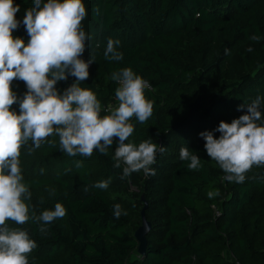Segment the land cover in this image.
I'll return each mask as SVG.
<instances>
[{
    "label": "trees",
    "instance_id": "obj_1",
    "mask_svg": "<svg viewBox=\"0 0 264 264\" xmlns=\"http://www.w3.org/2000/svg\"><path fill=\"white\" fill-rule=\"evenodd\" d=\"M0 264H264V0H0Z\"/></svg>",
    "mask_w": 264,
    "mask_h": 264
},
{
    "label": "built area",
    "instance_id": "obj_2",
    "mask_svg": "<svg viewBox=\"0 0 264 264\" xmlns=\"http://www.w3.org/2000/svg\"><path fill=\"white\" fill-rule=\"evenodd\" d=\"M119 85H120V96L118 98L115 99V103H113V105H110L107 110H112L116 105H122L123 104V100L126 97H131L133 99H136L141 90L145 87H149V85L147 83H139L137 85H133L131 83H129L127 80L125 79H121L118 81ZM97 112L96 111H91L89 114L87 115H78L77 117L79 120L83 121V122H88V121H92L95 116H96Z\"/></svg>",
    "mask_w": 264,
    "mask_h": 264
},
{
    "label": "water",
    "instance_id": "obj_3",
    "mask_svg": "<svg viewBox=\"0 0 264 264\" xmlns=\"http://www.w3.org/2000/svg\"><path fill=\"white\" fill-rule=\"evenodd\" d=\"M147 208V203H145V207L142 211V225L137 231L135 232V238L139 242V247H138V254L141 256L146 255V250H147V239L146 236L151 228V224L146 220L145 218V210Z\"/></svg>",
    "mask_w": 264,
    "mask_h": 264
},
{
    "label": "rangeland",
    "instance_id": "obj_4",
    "mask_svg": "<svg viewBox=\"0 0 264 264\" xmlns=\"http://www.w3.org/2000/svg\"><path fill=\"white\" fill-rule=\"evenodd\" d=\"M54 114L59 117V118H64L65 116H72L74 117L75 119H77L76 115L72 112V111H69V110H63V111H56L54 112ZM136 191V189H134ZM137 258V256L134 254L132 256V260H135Z\"/></svg>",
    "mask_w": 264,
    "mask_h": 264
},
{
    "label": "clouds",
    "instance_id": "obj_5",
    "mask_svg": "<svg viewBox=\"0 0 264 264\" xmlns=\"http://www.w3.org/2000/svg\"><path fill=\"white\" fill-rule=\"evenodd\" d=\"M120 86V85H119ZM76 117H77V115H76ZM78 118V117H77ZM81 121V120H80ZM83 122V121H82ZM89 122V121H88Z\"/></svg>",
    "mask_w": 264,
    "mask_h": 264
}]
</instances>
